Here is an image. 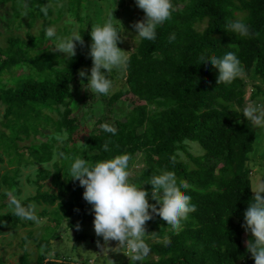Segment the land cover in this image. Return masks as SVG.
Wrapping results in <instances>:
<instances>
[{
	"label": "trees",
	"instance_id": "trees-1",
	"mask_svg": "<svg viewBox=\"0 0 264 264\" xmlns=\"http://www.w3.org/2000/svg\"><path fill=\"white\" fill-rule=\"evenodd\" d=\"M87 1L0 0V5L7 4L11 9L10 19L0 18L1 27H6L4 32L9 31V24L26 28V38H7V47L0 49V105L4 106L1 123L8 130L6 134L0 132V164L5 158L6 165L17 167L0 174V186L4 187L0 195V219L4 221L0 235L2 228L29 227L34 223L14 216L9 209L2 212L8 208L4 193H19L18 167L51 163L50 169L38 168L33 179L27 178L36 193L22 203L54 207L50 212L44 207L37 213L39 220L47 216L54 226L47 223L38 235L28 231L21 238L22 253L17 264H30V254L23 248L29 239L35 247L32 264H44L49 252L60 264H86L72 255L77 244L86 241L84 235L76 237L62 254L58 250L66 241L64 229L58 232L63 223L66 222L63 228L75 229L76 220L84 223L91 214L90 205L82 199V187L69 178V165L75 156L93 163L122 153L130 157L129 168L143 165L135 179L149 196L151 176L171 171L177 185L186 183L181 191L195 205V211L181 221L178 231L153 215L145 222V234H158L159 240L146 237L150 256L142 262L130 259L126 264H254L246 252L245 242L251 236L242 227L243 212L251 203L255 182L264 179V163L256 166L253 162L259 130L242 117L240 109L244 103V79L253 73L264 83V0H171L170 18L156 28L154 40H138L124 69L122 88L107 100L110 107L120 103L132 108L120 117H112L108 111L107 117L98 114L97 118L89 106L90 113L81 112L87 104L74 99L75 94L82 99L83 93V78L77 73L91 64L82 45L77 44L75 55L64 62L61 53L50 51L54 41L45 36V29L56 23L63 11L82 26L78 32L86 41L92 24L86 23L80 13ZM45 6L46 15L41 11ZM235 19L248 24L249 36L240 37L226 28ZM37 23L41 30L35 36L30 30ZM68 33L66 27L56 31L57 35ZM170 35L175 38L170 40ZM33 49L38 52L35 57ZM228 51L235 52L245 76L231 83H216V70L211 65H201L199 58L219 57ZM253 87L252 99L264 103V89ZM52 112L56 120L51 119ZM102 123L114 127L115 134L104 132ZM61 129L68 138L56 147L52 134ZM82 132L85 138L79 144L81 151L77 147L80 138L76 140L75 135L80 137ZM39 135L46 140L19 148V143L36 141ZM188 144L197 145L196 156ZM54 148L62 151L64 158L52 161ZM24 149L27 159L21 151ZM138 154L140 161H136ZM259 157L264 161V142ZM256 167L257 172L253 171ZM47 179L49 189L43 187ZM148 202L159 207L151 199ZM165 237L167 247L163 244Z\"/></svg>",
	"mask_w": 264,
	"mask_h": 264
},
{
	"label": "clouds",
	"instance_id": "clouds-1",
	"mask_svg": "<svg viewBox=\"0 0 264 264\" xmlns=\"http://www.w3.org/2000/svg\"><path fill=\"white\" fill-rule=\"evenodd\" d=\"M135 6L142 10V20L130 24L138 40L152 41L156 37V28L168 20L173 6L171 0H134ZM41 11L46 15L47 7ZM112 11L106 14L101 24L90 26L88 36L87 56L91 60V67L87 70H79L77 75L86 80V86L93 94L106 95L109 93L112 82L107 78V73L112 69L119 71L127 67L131 51H124L117 47L122 40V26L117 27L113 23ZM116 21V20H115ZM226 28L240 37L249 36L248 24L243 19L229 21ZM45 36L54 41L53 49L63 54L64 62L69 61L75 55L77 44L83 43L81 35L72 31L66 35H57L54 26L45 29ZM170 35L169 39H174ZM235 47L234 45H229ZM32 55H38L36 49ZM201 65H211L216 70V83H231L234 79L245 76L244 69L235 52L228 51L222 56H200ZM65 67V63L63 65ZM87 72V74H86ZM242 117L259 130V135L264 137V103L249 102L240 109ZM100 128L107 133L115 134V128L108 123L100 124ZM68 133L61 129L52 134L57 145H63ZM82 145L80 142H78ZM105 151L107 145L104 146ZM64 158L62 151L56 148L52 152V161ZM129 155L122 153L109 159L98 160L89 163L81 156L71 159L69 165V178L78 182L82 187V199L90 205L92 215V228L94 234L103 241L97 242L100 254L106 255L109 251L124 247L131 254V260L142 262L148 256L150 248L146 237L159 240L158 234H145V222L156 215L171 230L178 231L181 221L188 214L195 211V205L190 203L191 197L181 190L187 187L181 182L177 185L174 172L162 171L150 178L151 195L128 179ZM251 203H248L243 212L242 227L246 233H250L251 239L247 240L246 252L251 256L254 264H264V179L255 182ZM7 197V207L11 213L27 221L39 222L37 206L34 203L23 204V197H18L12 191L4 193ZM159 194V195H158ZM147 197V199H146ZM148 199L156 202L159 207L149 203ZM4 221L0 219V226ZM78 229V225L75 226ZM11 234V233H10ZM109 241L118 242L116 248H109ZM165 247L169 241L163 240ZM49 252L44 264H60L59 260L52 259ZM109 264L112 261L109 260Z\"/></svg>",
	"mask_w": 264,
	"mask_h": 264
},
{
	"label": "rangeland",
	"instance_id": "rangeland-1",
	"mask_svg": "<svg viewBox=\"0 0 264 264\" xmlns=\"http://www.w3.org/2000/svg\"><path fill=\"white\" fill-rule=\"evenodd\" d=\"M2 5H0L1 7ZM59 7V5H58ZM112 11V17L114 19L113 23L119 27V23L122 26L123 32H122V40L120 43H118L117 47L124 51H131V53L134 51L135 46L138 43V39L133 38L135 36V32L133 29L130 27L131 23L136 22L137 20H142L143 18V12L142 10L138 9L135 4L134 0H88L87 2L82 4V9H81V17L86 23H91L92 25L94 24H101L103 20L106 18V14ZM62 16L60 19L55 23L51 24L50 26H54L55 32L58 29H61L62 27H66L69 29V32H76L79 34L78 29H81L80 24L77 23L76 20H74L73 17H69L67 14L63 13L61 11ZM3 15V16H1ZM11 16V9L9 8V5H3L2 8L0 9V18L4 17L6 19H10ZM54 15L51 20H54ZM116 20V21H115ZM8 32H4L6 27L3 25L1 27L0 25V33L2 35L0 36V49L4 50L7 47V38H26L25 36V29L24 27L19 28L18 24H9ZM61 27V28H60ZM87 29V26H85ZM41 30L40 23H37L31 30L30 32L33 35H38ZM90 30V28H89ZM88 30V31H89ZM87 32V31H86ZM88 33V32H87ZM90 43V39L88 36V39L82 43V50L84 51L85 55L87 56L88 52V45ZM46 45H50V42H46ZM52 52H58L55 51L53 48L50 50ZM130 53V54H131ZM63 56V54H61ZM89 58V57H88ZM91 67L90 65H85L83 70H87ZM80 69V70H81ZM87 74V72H86ZM107 78L111 80L112 82V87L109 91L108 94L106 95H97L93 94L90 89L87 88L86 80L82 79L80 82L82 84L81 91L82 93V99L79 97V95L75 94L74 99L76 103H83L87 104L85 108H82L81 112L83 113H90V110L87 106L90 107L91 111L93 112L94 117H98V114L103 116L106 115L108 111L110 112V116L114 117H120L121 115H125L126 110L131 109V105H124L121 106L120 103H116L114 106H108L107 100L108 98L115 92H117L119 89L122 88L123 82H124V75L125 72L124 70L119 71L116 69H112L109 71L107 74ZM245 78V77H244ZM245 83V88H244V103L243 106L246 105L249 102H254L258 103L257 100H253L252 96L255 92V89L253 86H258L262 91L264 89V83L255 79L253 73L250 75V78H245L244 79ZM80 90V89H79ZM77 93V92H76ZM264 101V97H263ZM242 106V108H243ZM115 113H114V112ZM4 113V106L0 105V132L7 133L8 130L2 125L1 119L3 117ZM96 115V116H95ZM51 119L56 120L57 116L55 112L50 113ZM91 117V116H89ZM96 117V118H97ZM47 128V126H46ZM46 128H44L46 130ZM44 134H48L49 131L51 130V126L48 127V132H45ZM83 133L81 134L80 137H77L75 135V139L78 140L80 138V143H82L83 139L85 138L83 136ZM68 138V137H67ZM36 141H24L19 143V148H23L26 145L30 144H38L41 142H44L46 139L45 137H41L40 135L35 137ZM263 142H264V137L260 136V141L257 145L254 146L252 155L254 159V164L256 166L263 165L264 163L263 160L260 159L259 154L261 151V146L263 147ZM77 147L81 150V146L79 143H77ZM192 146V152L196 156L198 154V147L197 145L193 144H188ZM57 147V144H55ZM24 153V159L28 158V154L26 150H21ZM53 151V150H52ZM82 151V150H81ZM140 155H137L136 161H140ZM51 163L47 164H34L30 166H21L18 167L19 171L16 176V182H17V189L19 193L17 194L18 197H23V199L27 197H31L35 195V189L34 186H31L28 182V179H33L34 177L32 176L35 171L38 168H47L50 169ZM143 167L141 164H136L134 166H131L129 168L130 170V175L128 177L129 181L131 183H135L138 185V181L135 179L136 175L139 173L140 169ZM14 168H17L15 166H8L6 165V160L3 158V163L0 164V174H6L9 173L11 170ZM253 171H258V168ZM28 178V179H27ZM43 187L46 189H49L51 187L49 179L45 180L43 182ZM139 186V185H138ZM143 188V184L141 185ZM54 190V189H53ZM4 192V187L0 186V195L3 194ZM5 199V198H4ZM3 199V200H4ZM22 199V200H23ZM1 202V200H0ZM4 203H7V199L4 200ZM46 208L48 212L52 211L54 207H46L44 205H41L37 207V213L41 212L43 208ZM8 210V208H5L2 210V212H5ZM153 217V215H152ZM92 215L90 214L89 217L86 218V220H83L84 223H81L79 220H76L75 225H78V229L75 228H63L66 225V222L63 223V225L58 229V232H61L62 229H64V234H63V239H66V241H63L64 247L63 246H58L59 253L62 254L64 248H68L75 240L76 237H80L82 235L85 236V242L83 244H77V251L72 252V255L74 258H76V261H84L86 264H109V260L112 261V264H126L129 262L131 259V254L129 251L124 248L120 247L117 248L114 252L109 251L106 255L100 254V248L97 247V242L99 241L101 244H103V241L100 240V237H97L94 234L93 228H92ZM49 224L50 227L54 226V223L48 222L47 221V216L42 217L38 223H33L32 226H24V227H18L16 229H11L8 227L2 228V233L0 235V261L1 264H17L19 261V257L21 256L22 249L19 247L21 238L29 231L32 233V235L36 236L42 231V226ZM73 229V230H72ZM11 233V234H10ZM147 235V234H146ZM62 238V236L60 237ZM80 241V240H79ZM51 243H55V241H51ZM118 246V242L116 241H109L107 244V247L109 248H116ZM27 252L30 254L29 260L30 264L33 262V254L35 251V247L33 244L32 240H27L26 243L24 244V247ZM79 252V253H78ZM150 256V255H148ZM152 257V256H151Z\"/></svg>",
	"mask_w": 264,
	"mask_h": 264
}]
</instances>
